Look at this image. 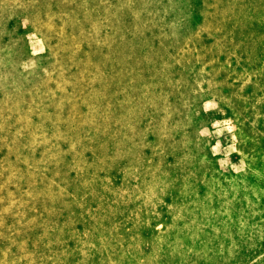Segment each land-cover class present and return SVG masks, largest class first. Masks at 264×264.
Listing matches in <instances>:
<instances>
[{"label": "rangeland", "instance_id": "1", "mask_svg": "<svg viewBox=\"0 0 264 264\" xmlns=\"http://www.w3.org/2000/svg\"><path fill=\"white\" fill-rule=\"evenodd\" d=\"M0 264H264V0H0Z\"/></svg>", "mask_w": 264, "mask_h": 264}]
</instances>
